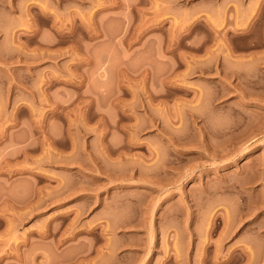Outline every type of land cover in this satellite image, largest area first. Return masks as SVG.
<instances>
[{"label": "rangeland", "instance_id": "374dc122", "mask_svg": "<svg viewBox=\"0 0 264 264\" xmlns=\"http://www.w3.org/2000/svg\"><path fill=\"white\" fill-rule=\"evenodd\" d=\"M0 264H264V0H0Z\"/></svg>", "mask_w": 264, "mask_h": 264}]
</instances>
